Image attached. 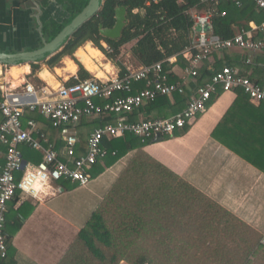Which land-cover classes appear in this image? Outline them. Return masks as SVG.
Listing matches in <instances>:
<instances>
[{
    "label": "trees",
    "instance_id": "obj_1",
    "mask_svg": "<svg viewBox=\"0 0 264 264\" xmlns=\"http://www.w3.org/2000/svg\"><path fill=\"white\" fill-rule=\"evenodd\" d=\"M63 1L68 16L61 22L51 21L44 25L45 41L53 39L89 0ZM239 2L236 5L234 0H221L217 4L201 0H100L96 14L69 36L59 51L30 63L31 76L34 77L39 69L40 61L44 60L53 68L63 57H72L86 41H92L109 60L116 61L120 73L125 71L124 63L118 59L121 49L131 42H134L130 48L131 56L140 65L175 56L177 66L183 67L188 60L182 52L192 45L194 13L212 11V32L220 38H230L239 30H248L250 21L256 24L262 22L264 12L258 10L252 0ZM118 6L126 7V22L121 35L118 38L103 36L99 26L113 27ZM223 11L225 16L220 14ZM236 27L239 29L236 30ZM102 43H106L108 49ZM249 57H252L250 62ZM76 64L78 79L71 77L67 84L92 77L80 62L76 61ZM227 64L264 86V54H251L240 49L213 52L210 60L199 68L197 83L204 84L214 71ZM143 87V82L137 83L132 92ZM221 94L218 91L212 95L207 105H211ZM192 95L188 89L173 97H158L128 117L138 121L144 118L142 114H150L155 108L160 117L175 114L186 106ZM234 95L235 100L212 135L264 173V104L250 103L242 91ZM25 116L40 122L43 120L38 112H27ZM113 119V116L83 118L75 129L80 152L90 130ZM187 126L182 130H187ZM45 131L50 138L57 139L59 147L63 145L60 131L52 127ZM162 139H169V136ZM146 143L132 133L103 139V146L109 151L116 150V154H108L94 164L89 171L91 179L129 153H133L132 157L59 264H119L121 261L128 264H264V246L260 243L262 234L145 151L143 145ZM21 150L26 160L39 162L42 159L39 151L26 145L21 146ZM60 183L63 190L78 185L70 181ZM11 220L14 222L11 223ZM21 225L17 212L12 215L6 213L4 232L7 244ZM6 226L10 227V232L6 231Z\"/></svg>",
    "mask_w": 264,
    "mask_h": 264
},
{
    "label": "built area",
    "instance_id": "obj_2",
    "mask_svg": "<svg viewBox=\"0 0 264 264\" xmlns=\"http://www.w3.org/2000/svg\"><path fill=\"white\" fill-rule=\"evenodd\" d=\"M220 1L201 0L210 4ZM252 1L258 10L264 12V0ZM234 2L240 4L239 0ZM212 13L193 14L192 45L182 52L188 60L183 67L177 66L176 57L171 56L148 65L133 67L124 64L123 73L118 69L102 78L93 74L91 78L72 84L62 82L56 88L25 82L22 90H10L5 83L10 65L0 64V160L3 161L0 165V262L7 255L4 232L6 213L16 192L42 199L48 194L62 192L61 181L87 185L91 180L89 171L92 166L108 154H116V150L109 151L103 146L104 138H118L132 133L146 143L154 136H172L204 112L212 95L218 91L233 94L242 91L252 104H264V86L228 64L214 71L204 84L197 83L199 68L210 60L213 52L240 49L251 54H264V37H256L252 30H239L230 38L214 34ZM220 14L225 16L226 12ZM254 30L264 35V19ZM174 76L177 79L172 80ZM74 78L78 79L77 75ZM141 82L144 87L132 92L134 85ZM188 89L193 95L186 106L175 114L144 117L138 121L128 117L158 97H173ZM27 112H38L43 120L25 118ZM104 116H113L114 119L93 127L80 152L75 130L77 125L83 118ZM46 127L60 131L62 146H58L56 138H50ZM24 145L39 151L42 159L39 162L26 160L21 150ZM37 177L41 178L42 187L47 185L46 194L32 195L34 189L28 186ZM260 243L264 246V233Z\"/></svg>",
    "mask_w": 264,
    "mask_h": 264
},
{
    "label": "crops",
    "instance_id": "obj_3",
    "mask_svg": "<svg viewBox=\"0 0 264 264\" xmlns=\"http://www.w3.org/2000/svg\"><path fill=\"white\" fill-rule=\"evenodd\" d=\"M67 16L63 0H0V51L12 53L40 46L45 40L44 25L51 21L61 22ZM248 25V30H252L253 34L264 37L254 30L258 24L250 21ZM87 43L95 53L104 57L92 41H86L83 45ZM71 58L63 57L64 67L55 68V71L66 69L62 74L43 68L46 74L42 78L40 73L43 69L40 71L41 83L31 76L30 63L10 65L6 86L10 90H22L23 84L30 82L56 88L77 75L78 65ZM94 58L96 56L92 58L94 69H88L92 75L102 78L118 70L110 62H102L100 67ZM249 58L248 62L252 57ZM70 61L75 65L73 71L68 68ZM12 67L18 71L17 78L11 76ZM68 72L69 79H60ZM229 94L223 93L211 105H207L204 112L188 124L187 130H177L165 142H161L163 137L154 136L149 140L152 141V153L147 152L263 234L264 221L258 217L264 216V173L212 135L236 98L234 94ZM158 112L155 108L150 114L144 113L143 117L157 116ZM122 159L126 162V157H122L85 186L75 185L42 199L17 193L8 205V214L17 212L22 225L9 240L8 256L1 264H59L125 164ZM97 186L106 188V191L98 192ZM6 231L10 232V227L8 229L6 226ZM119 264L128 263L121 261Z\"/></svg>",
    "mask_w": 264,
    "mask_h": 264
},
{
    "label": "water",
    "instance_id": "obj_4",
    "mask_svg": "<svg viewBox=\"0 0 264 264\" xmlns=\"http://www.w3.org/2000/svg\"><path fill=\"white\" fill-rule=\"evenodd\" d=\"M100 8V0H89L86 6L77 14L59 33L50 41L43 40V44L28 50L7 53L0 51V64L15 65L19 63L36 62L43 58H48L61 49L62 43L71 36L85 21L93 17ZM126 22V7L118 6L115 9V24L106 28L99 26V31L103 36L118 38ZM159 138V137H157Z\"/></svg>",
    "mask_w": 264,
    "mask_h": 264
},
{
    "label": "rangeland",
    "instance_id": "obj_5",
    "mask_svg": "<svg viewBox=\"0 0 264 264\" xmlns=\"http://www.w3.org/2000/svg\"><path fill=\"white\" fill-rule=\"evenodd\" d=\"M134 44V42H131V43H129V44H127V45H125L124 47H122V49H121V54H120V56H119V60L120 61H122L124 64H127V65H129V66H133V67H136L137 65H139L138 63H137V61H135V59L131 56V53H130V48H131V46ZM83 45V44H82ZM81 45V46H82ZM102 45L105 47V49H108L107 47V44L106 43H102ZM80 46V47H81ZM76 52V51H75ZM75 52H74V54H75ZM102 52V51H101ZM103 53V52H102ZM73 54V56H72V58H71V60H73L75 63H76V61H78V62H80L77 58H76V56ZM104 54V53H103ZM93 56H96V58H94V60L96 59V61L98 62L97 64L100 66V63H102V62H105V63H107V62H110L111 63V65H113L114 67H116V69H117V66H116V61H114V60H109L105 55H104V57L102 56V55H100L99 53H94L93 55H92V58H93ZM64 62L65 61H63V59L57 64V66L56 67H53V68H50L47 64H45L44 63V60L43 61H40L38 64H39V69L38 70H36V72H35V74H34V79H35V81H39L38 83H41L42 81H41V77L39 76V73H40V71L43 69V68H47L48 70H50L52 73H55V68H61V67H64ZM81 63V62H80ZM82 64V63H81ZM84 66V65H83ZM101 67V66H100ZM84 68L86 69V70H88L85 66H84ZM107 68L108 69H110L109 68V65L107 66ZM94 73V72H93ZM68 75H70V73L68 72V73H65L64 75H61L60 76V79L61 78H64L65 80L66 79H69L70 78V76H68ZM230 92H226L225 94H229ZM39 94H41V93H39ZM230 94H233V93H230ZM229 94V95H230ZM143 115V114H142ZM172 139V141H174V137H172L171 138ZM166 140H168V139H163V140H161V142H165ZM154 143V142H153ZM143 149L145 150V151H148L149 153H152V141H149L148 143H146V144H144L143 145ZM133 154V153H132ZM132 154H128V156H125L126 157V162H125V160L124 159H122L123 161H124V165L120 168V171H119V173H118V175L116 176V178H115V180L117 179V177L119 176V174L124 170V168L127 166V163L129 162V160L131 159V157H132ZM114 180V181H115ZM113 181V182H114ZM96 190L98 191V192H101L102 193V191L104 192V191H106V188H102V187H99V186H97L96 187ZM241 219V218H240ZM258 219L259 220H262V221H264V216L262 215V216H259L258 217ZM251 226V225H250ZM262 226V225H261ZM252 227V226H251ZM258 232V231H257ZM258 233H260V234H262L261 232H258Z\"/></svg>",
    "mask_w": 264,
    "mask_h": 264
},
{
    "label": "bare ground",
    "instance_id": "obj_6",
    "mask_svg": "<svg viewBox=\"0 0 264 264\" xmlns=\"http://www.w3.org/2000/svg\"><path fill=\"white\" fill-rule=\"evenodd\" d=\"M95 53L94 49L91 48L90 44L87 43L83 46H81L77 52H76V56L77 58L83 62V64L86 66L87 69L92 70L94 69V63L92 61V55ZM70 66H68V68H70L72 71L75 69V65L70 61ZM64 70L66 69H56V73L62 74V72L64 73ZM68 71V70H67ZM46 74V70L43 69L40 73V76L43 78ZM11 76L13 78H17L18 77V71L15 69V67H12L11 69ZM15 80V79H14ZM18 80V79H17ZM18 82V81H17ZM15 83V82H14Z\"/></svg>",
    "mask_w": 264,
    "mask_h": 264
},
{
    "label": "clouds",
    "instance_id": "obj_7",
    "mask_svg": "<svg viewBox=\"0 0 264 264\" xmlns=\"http://www.w3.org/2000/svg\"><path fill=\"white\" fill-rule=\"evenodd\" d=\"M40 180H41V178L37 177V178L33 179L31 184L28 186L31 189H34V191L32 192V195H34V196H39L40 194H46L48 191L47 185L45 184L42 187Z\"/></svg>",
    "mask_w": 264,
    "mask_h": 264
}]
</instances>
